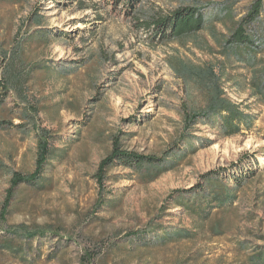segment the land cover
Masks as SVG:
<instances>
[{"label":"rangeland","instance_id":"1","mask_svg":"<svg viewBox=\"0 0 264 264\" xmlns=\"http://www.w3.org/2000/svg\"><path fill=\"white\" fill-rule=\"evenodd\" d=\"M84 1L93 7L0 0L10 85L0 89V264H255L264 248V103L249 81L264 59V8L252 54L225 42L253 0H147L144 8L163 11L202 8L204 28L170 42L103 0ZM183 63L214 74H182ZM214 81L251 128L227 137L190 118ZM40 139L49 147L40 175L5 206L13 173L34 170ZM114 139L167 170L150 179L147 166L115 162L100 185Z\"/></svg>","mask_w":264,"mask_h":264},{"label":"trees","instance_id":"2","mask_svg":"<svg viewBox=\"0 0 264 264\" xmlns=\"http://www.w3.org/2000/svg\"><path fill=\"white\" fill-rule=\"evenodd\" d=\"M74 1V0H72ZM76 1V0H75ZM104 4L111 5V8L119 9L120 13L130 16L137 30L149 32L152 37L158 38L160 42H170L173 39L187 37L193 33L202 30L206 24V18L202 8L195 5L178 6L169 11H163L152 3L151 7L144 8L147 0H103ZM78 9L85 10L93 7V4H86L84 0H77ZM264 8V0H253L248 7L247 12L236 22L234 29L231 31L226 40V44L230 47H241L247 49V52L256 54L258 45L254 44L253 35L250 32L251 27L256 25V22ZM40 24L41 20L35 17ZM39 32L40 36H45L46 33ZM58 36V35H57ZM261 64L252 68L250 79V87L252 95L256 96L260 102L264 103V59H261ZM184 65L180 69L182 74L195 75L204 79V77L213 76V69H202L195 65ZM256 65V64H255ZM254 65V66H255ZM6 66L2 63V55L0 54V89L2 93L9 91L8 79L4 76ZM1 98V95H0ZM1 102V99H0ZM35 112H38L37 110ZM188 115V114H187ZM188 117V116H187ZM186 117V120H188ZM195 117L205 118L208 122H215L223 136H232L241 132L243 127L251 128L252 118L250 114L240 110L233 101L226 96L219 82L214 81L210 86V95L207 105L201 114L191 115ZM38 152L35 158L34 170L29 174L14 172L10 185L7 189L5 206L8 204L15 187L24 182H33L40 175L42 168L48 158L49 147L48 141L40 139L38 142ZM115 162H119L126 167L147 166V172L155 170L156 173L150 179L155 178L160 173L167 170L162 167L155 158L151 156H143L133 151L123 150L119 146V141H112V148L109 153L103 157L97 168V180L100 185L104 179L106 169ZM211 172L203 174V183L210 180ZM226 194V193H225ZM218 195L223 196L220 192ZM34 233L30 234L33 236ZM255 264H264V248L258 249L254 254Z\"/></svg>","mask_w":264,"mask_h":264}]
</instances>
